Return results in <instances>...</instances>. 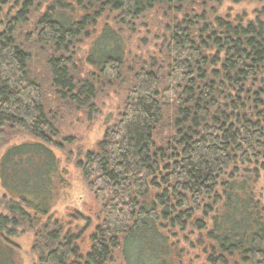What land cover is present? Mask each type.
<instances>
[{
	"label": "trees",
	"instance_id": "1",
	"mask_svg": "<svg viewBox=\"0 0 264 264\" xmlns=\"http://www.w3.org/2000/svg\"><path fill=\"white\" fill-rule=\"evenodd\" d=\"M210 1L21 0L6 13L0 148L33 141L0 160V264H21L12 239L26 232L36 264H264V20L213 16ZM153 11L157 52L131 55L126 36ZM107 91L124 93L118 120L77 162L97 207L59 219L52 147L75 137L58 117L92 115Z\"/></svg>",
	"mask_w": 264,
	"mask_h": 264
},
{
	"label": "rangeland",
	"instance_id": "2",
	"mask_svg": "<svg viewBox=\"0 0 264 264\" xmlns=\"http://www.w3.org/2000/svg\"><path fill=\"white\" fill-rule=\"evenodd\" d=\"M4 1H6L5 5L0 4V30L3 29L6 13L8 11L11 12V10L12 14L15 13L21 4V0H2V2ZM207 6L209 8L207 10L208 13L211 9L213 16H231L232 18L246 16L247 20H252L255 16H262L264 20V0L240 3H234L232 0H212L207 3ZM146 16V18L143 17L137 23L135 31L126 36V46L131 55L142 54L146 56L149 52H157V46L161 43L159 38L164 34L165 25L162 16H165V14L153 11ZM82 42L77 49L76 65L78 68L87 71L90 70V67L85 65L84 58L89 52L91 41L83 40ZM123 99V92L107 91L99 95L96 102V111L92 115L86 112L69 115L68 112L64 111L58 117L57 124L61 130L62 137H75V144L66 145L65 151L52 147L53 152L60 161L62 178L58 201L53 209L57 218H67L68 212L72 210H77L90 218L94 214L90 213L89 210L94 212L93 209L97 207V204L93 192L88 188L81 171L77 168V162L80 158L78 155L79 153L83 155L87 151L93 150L97 143L103 139L106 129L118 120L123 108ZM49 100H51V96ZM32 141L33 139L25 134L13 138L5 147L0 148V160L7 147ZM5 194L6 191L3 189L0 180V200ZM257 194L264 204V172L261 173V178L257 185ZM85 224L83 221L79 222V229H82ZM12 241L19 247L21 264H36V256L32 252L33 233L26 232L13 238ZM191 254V257H194L195 253L193 251H191ZM194 263L197 264L196 261ZM117 264L122 263L118 261Z\"/></svg>",
	"mask_w": 264,
	"mask_h": 264
}]
</instances>
